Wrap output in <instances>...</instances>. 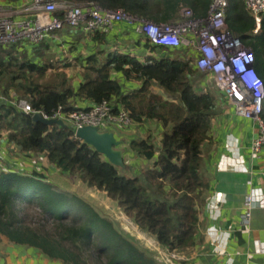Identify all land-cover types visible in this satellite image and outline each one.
<instances>
[{
  "label": "trees",
  "instance_id": "1",
  "mask_svg": "<svg viewBox=\"0 0 264 264\" xmlns=\"http://www.w3.org/2000/svg\"><path fill=\"white\" fill-rule=\"evenodd\" d=\"M57 1L122 9L156 24L178 21L184 9L192 11L194 19L206 18L211 2ZM226 23L229 32L254 52L255 69L264 81V12L257 18L244 0H228ZM129 27L116 28L126 31ZM67 34L64 43H58L61 49L84 38L98 48L76 57L78 85L63 71L73 63L60 66L59 61L45 56V51L57 43L55 39L34 47H0V141L7 144L8 154L34 162L33 166L23 165L20 171L0 166V242L5 239L30 247L62 264H162L95 207L76 195L57 191L46 167L104 193L140 231L167 251L193 248L209 191L201 172L202 148L210 141L221 92L217 88L216 96L210 90L207 78L211 74L198 67L200 55L192 49L156 46L144 37L146 42H136L143 50L140 57L111 46L108 36L101 32ZM59 68L61 71H52ZM125 83L133 87H125ZM19 99L28 101L33 112L48 117L59 111L67 115L85 109V102L91 103V108L108 101L114 113L129 112L134 126L143 128L155 121L163 133L156 142L151 137L130 141L131 150L144 166L138 173L132 168V174H120L119 168L79 140L71 126L34 122L32 114L13 103ZM35 208L41 219H47L45 222L27 218L28 209Z\"/></svg>",
  "mask_w": 264,
  "mask_h": 264
},
{
  "label": "built area",
  "instance_id": "2",
  "mask_svg": "<svg viewBox=\"0 0 264 264\" xmlns=\"http://www.w3.org/2000/svg\"><path fill=\"white\" fill-rule=\"evenodd\" d=\"M245 2L253 16L258 18L264 12V0ZM227 7L228 0H211L206 18L194 19L192 11L184 9L178 21L156 24L122 9H103L93 3L80 6L57 0H0V47L16 44L34 47L57 40L55 35L65 28L84 34L101 32L108 35L118 24L124 23L156 46L192 49L200 55L198 67L213 76L217 88L235 113L255 125L250 151L255 158H261L264 155V81L255 69L254 52L228 30ZM258 31L259 28L255 30ZM13 103L32 117L41 114L45 119H60L75 133L87 126L105 131L108 126L125 129L134 125L129 112L114 113L108 101L67 115L59 111L53 117L33 112L25 99ZM258 207L252 194L245 197L241 216L243 230H250L253 212ZM256 252H264L262 244H258Z\"/></svg>",
  "mask_w": 264,
  "mask_h": 264
},
{
  "label": "crops",
  "instance_id": "3",
  "mask_svg": "<svg viewBox=\"0 0 264 264\" xmlns=\"http://www.w3.org/2000/svg\"><path fill=\"white\" fill-rule=\"evenodd\" d=\"M118 30L116 28L107 35L110 42L124 43L125 35H120ZM133 34L139 36L134 32ZM136 40L137 38L133 41ZM79 46L77 44L72 47L79 49ZM85 46L86 43L83 47ZM125 87L133 86L132 83H125ZM157 92L163 94L159 89ZM82 105L87 108L91 103L85 102ZM156 124L162 129L160 123ZM114 128L108 126L104 130L112 131L110 129ZM143 128L144 132L148 129L146 126ZM138 129L133 126L129 130L120 132L118 139L125 141L123 147L139 137H131L138 132ZM254 134L255 125L237 115L233 106H216L210 141L202 148L201 172L209 186V191L205 195L206 205L201 210L197 245L182 251L169 252L153 238L155 240L153 248L157 252L153 254L159 262L162 264H264V252L262 254L256 252L259 243L264 248V155L255 158L250 151ZM152 139L155 142L160 140ZM128 153L132 162L144 163L132 150ZM32 164H34L32 161H25L15 154H8L7 144L0 141V166L3 170L8 167L10 170L20 171L23 165L29 167L33 166ZM126 164L131 168V162L127 161ZM54 170L58 172L56 169L52 171ZM250 194L257 199L259 207L253 212L250 230L245 231L241 225V216L244 199ZM0 264L62 263L48 259L35 249L18 246L3 239L0 242Z\"/></svg>",
  "mask_w": 264,
  "mask_h": 264
},
{
  "label": "rangeland",
  "instance_id": "4",
  "mask_svg": "<svg viewBox=\"0 0 264 264\" xmlns=\"http://www.w3.org/2000/svg\"><path fill=\"white\" fill-rule=\"evenodd\" d=\"M130 30H126V31L118 30L120 35H125V37L123 38L124 43L111 41L110 44H111V46L118 47L120 51H128V52H132V53H137V55L141 57L143 55V50L138 49V46H136V42H143L144 43V42H146V40L143 36H140V35L137 36V35L133 34L134 30L132 28H130ZM68 32H71L73 35L83 34L81 31H77V30L72 31L69 28H65L63 31L58 32L55 35V37L57 38V41H56L57 43H54L51 46V51H49V52H48V50L45 51V56L48 59H51L53 62L59 61L60 63L59 64L57 63V64L60 66L64 65L65 63H74L73 67L63 68V71L67 74V76L71 77L74 80L76 85H78V83L80 81L79 80L80 69H79V67H77V62L75 61V59H77L76 57H78L79 54L80 55H87L88 53L95 51L98 48L96 49V47H97L96 45L88 44L87 40L84 38L78 43V45H80L79 49H76V48L74 49L73 47L70 48L69 45H67V47H62V49H61V47L58 46V43H62L63 41L66 40L65 38L68 37V34H67ZM135 38H137V40L133 41ZM85 43H86V46L83 47ZM69 48H70V50H69ZM174 55H176V54H174ZM57 64H56V67H57ZM60 69L61 68H59V70L53 69L52 71H54L56 73L57 71H61ZM51 75L53 76L54 74L51 73ZM54 77L55 76H53V78ZM213 80H214V78L212 75L207 78V82H208V85L210 86V90L213 92L214 95L217 96L218 95V93L216 91L217 87L215 86L216 84H214L215 82H213ZM153 90L155 92H157V88H153ZM215 93H217V94H215ZM218 96L222 98V101H219L217 103L218 107H222V106H224V107L229 106L230 107V103H229L228 99H225V97L221 93ZM156 123L157 122H155V121L147 122V124H145V126L148 127V129L145 130V132H144V128L140 127L138 129V132H136L131 137L135 138V137L139 136L141 138L142 137L143 138L151 137V138H157L156 140H158V138L160 139V137L163 133V130L160 127H158V124H156ZM133 126H131V127H133ZM131 127L125 128V129H123L121 127H115L114 129H110V130H112L110 132H114L115 136L117 138H119L120 132H122L123 130H129V129H131ZM142 134H144V135H142ZM124 145H125V141H124V144L121 146L122 150H124L125 168H119L120 174H125L126 172H127V174H132L133 171L129 170L132 168L135 172H137V173L140 172L144 166L143 165L144 163L142 164V162H136V161L132 162L130 155H128L129 154L128 152L131 150V148H130L129 144L126 147H123ZM127 161L132 163V164H130L131 168H126V165H127L126 162ZM49 167L50 166H47L46 169H47V172L50 174V176H51L50 180L52 181L53 184H55L57 191H59L61 193H65L68 196H72V195L78 196L79 198L84 200L86 203L95 207L103 216H105V217L109 218L110 220L114 221L115 223H117L119 228L124 230L126 233H128L129 236L136 242V244L141 249H146L149 252L157 253L156 250H154V248H153L155 245V240L152 237H150L148 234L140 231L135 226L133 221H131V219H129L117 207V205H115L112 201H110L104 193L98 192L95 189L89 188L86 184H84L82 181H80L79 179H77L75 177H71V176H69L67 174H63L61 172L52 171V168L50 169ZM36 210H37V208L31 209V210L28 209L27 218L29 220L34 219L35 223H37L39 221H40V223L45 222L47 219H44V218L41 219V216H39V214L36 213L39 211H36Z\"/></svg>",
  "mask_w": 264,
  "mask_h": 264
},
{
  "label": "water",
  "instance_id": "5",
  "mask_svg": "<svg viewBox=\"0 0 264 264\" xmlns=\"http://www.w3.org/2000/svg\"><path fill=\"white\" fill-rule=\"evenodd\" d=\"M34 122H41L45 125L66 126L60 119H45L41 114L33 116ZM76 137L92 146L98 153L102 154L109 163L117 168H125L124 150L121 146L123 140H119L114 132L101 131L97 127H83L75 133Z\"/></svg>",
  "mask_w": 264,
  "mask_h": 264
}]
</instances>
